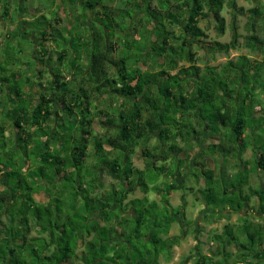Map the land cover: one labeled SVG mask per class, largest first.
Listing matches in <instances>:
<instances>
[{
  "label": "trees",
  "instance_id": "1",
  "mask_svg": "<svg viewBox=\"0 0 264 264\" xmlns=\"http://www.w3.org/2000/svg\"><path fill=\"white\" fill-rule=\"evenodd\" d=\"M70 4L72 31L54 18L50 32L41 31L40 50L31 44V61H17L22 73V68L35 72L40 90L35 105L22 97L27 77L19 81L12 74L14 83L0 79V264H157L165 250L169 261L180 238L169 235L177 221L169 201L172 166L195 164L196 180L208 186L215 179L206 161L238 160L250 147L246 140L254 127L246 113L264 127V31H257L255 21L261 14L256 8L246 11L247 54L214 67L199 65L192 49L206 45L210 54L227 55L240 37L233 32L229 42L207 40L200 22L213 21L216 33L224 35L223 11L233 20L243 15L236 0H87L81 12L74 0ZM91 10H98L91 26L79 33L75 28L88 21ZM98 118L104 121L96 132ZM207 138L217 141L206 144ZM137 148L146 158L143 169L132 164ZM254 152L255 167L263 169L264 153L257 147ZM105 175L115 184L105 186L100 179ZM242 186H219L220 199L229 194V202L209 196L210 215L242 209L248 200ZM135 187L159 196L165 207L159 220L153 214L145 219V208L135 207L143 198L127 201ZM41 192L43 203L34 197ZM251 194L264 214V187ZM151 203L158 210V203ZM177 215L184 219L183 212ZM243 227L239 234L250 246L256 230L264 237V226ZM222 232L237 242L230 227ZM195 263L220 264L204 255Z\"/></svg>",
  "mask_w": 264,
  "mask_h": 264
},
{
  "label": "rangeland",
  "instance_id": "2",
  "mask_svg": "<svg viewBox=\"0 0 264 264\" xmlns=\"http://www.w3.org/2000/svg\"><path fill=\"white\" fill-rule=\"evenodd\" d=\"M4 2V0H1ZM11 1V12L13 16H17L18 8L23 7L26 9H31V11L34 13V16L32 17L31 22H27V35H31L28 37V39H23L22 34H20V31L17 30H11L4 33L7 36H10V39H6L4 36H2L1 46H0V78H8L10 79V83H14L12 79V74L17 73L19 78V81H22L23 78L20 77H27L28 83L23 86L22 88V97L26 100L25 102H29V104L32 106L35 105L37 94L40 91L39 88L36 87V84H34L37 80L35 78V72H30L24 70V73L21 71V65L18 64L19 62H29L30 57L28 56L32 46L34 49L40 50V48L37 46L40 44V40L38 39L41 35V31H44V29H47V32H50L51 27H54V18L61 19L59 20V27L66 28L68 31H72L74 18H75V11H73L72 5L70 4V0H9ZM87 0H74L76 8L82 7L83 3ZM103 2V1H101ZM78 4V5H77ZM236 4L239 7L243 8V15H238L234 20L229 13L228 9H225L223 11V15L225 17V32L224 35L219 36L214 28L213 21H201L200 26L204 33L207 36V40H217L220 42H229L232 40L233 32L237 33L239 35L238 39V47L236 49H232L229 51L227 55L224 54H210L206 50V45H203L202 48L196 47L195 49H192L197 53L196 58L200 60L199 65L208 63L211 66L217 67L225 63L226 61H233L240 55L247 54L246 49L243 46V37L246 35V27L248 17L246 11L248 9L256 8L259 10L260 16L256 17V28H258V32L264 31V0H236ZM81 12V9L79 10ZM98 11V10H94ZM93 10L89 12V19L83 25L79 28H75V30L78 29V32L81 33L83 31L84 33V27L87 25L88 27L91 26V22H93ZM88 14V13H87ZM29 16V14H28ZM44 17L47 19V22L44 21V19L40 18ZM31 17L29 16V19ZM235 27V30H232V27ZM74 30V29H73ZM74 30V31H75ZM23 31V32H24ZM263 34V33H262ZM1 35V33H0ZM34 35V36H33ZM65 36L68 38L69 35L67 33ZM36 38V39H35ZM48 39V38H46ZM30 42V43H29ZM41 43L44 44V47L49 49L52 47V44L47 40L42 41ZM32 44V46H31ZM200 45V44H199ZM24 49L25 51L23 53L18 52V47ZM255 57V56H253ZM255 59L260 60V56L255 57ZM16 61V62H15ZM4 70V71H3ZM23 74V75H22ZM65 76L67 75L64 73ZM16 75V74H15ZM20 75V76H19ZM22 75V76H21ZM49 78L47 75L44 76L43 84L44 87L47 86L46 80ZM32 83V85L30 84ZM21 83V82H19ZM264 99V98H262ZM100 108H102L100 106ZM259 107L256 108V111ZM264 115V112H262ZM246 121L248 123V126L257 128V134L251 138L248 136L247 143L251 147H257L259 151L264 153V127L262 124H259L252 119L248 117V114L246 113ZM104 118H98V120H95L93 124V129L97 132L100 130V122H103ZM250 134V132H248ZM210 139L208 138L205 140L204 143H209ZM156 141L153 139L148 147H151L154 145ZM147 147V148H148ZM108 150V148H106ZM256 151V150H255ZM258 153L251 151H246V155L243 157V165L244 169H241V165L238 167V160L230 157H219L220 160L216 157V161L213 163H207L205 164L206 169L212 168L213 176H214V183L209 184L208 186H204V182L202 179H198L197 183H195L196 176L200 175V171L196 170V168L190 166L189 167L185 164L183 168L178 170V167L175 166V164L172 166V172L173 176L172 179L175 181V188L170 193V209L171 214L175 215V219L177 220L171 227L170 234L176 235L179 238V244L174 246L171 249V258L169 261H166V257L168 256V251L161 252V256H159V260L157 264H196L195 262L198 259L199 255L208 256L211 258L212 261H216L220 264H233L234 262L238 261L239 259L247 260L246 254L252 251L255 253H258V258H252L249 255V259L251 261L257 262V264H264V237L263 235L260 236L259 234H263V231L256 230L255 237L253 243L255 245H249V240L246 237L245 234H239V232L243 231V226L245 224H254L253 221H251V215L252 216H258L264 215L261 214L258 210V204L259 200L257 197L253 194H251V189L257 193L261 192V188L264 187V168L263 169H257L255 166L257 164L256 160L258 158ZM182 155V154H180ZM146 158H142V149H135L134 153L132 154V164L133 167H136L138 169H143L144 167V161ZM156 165L157 164V158L154 159ZM237 163V164H236ZM162 164V163H161ZM189 165V164H188ZM186 166V167H185ZM219 168H221V173L219 171ZM239 168V171H238ZM241 169V170H240ZM211 170V169H210ZM235 172H238L235 174ZM186 177L188 179H186ZM201 177V176H200ZM178 178V179H177ZM181 184L183 188H177L176 189V183L183 182ZM100 179L102 180L103 184L106 186V184H109L112 182L115 184V179H110L109 177L101 176ZM177 179V180H176ZM163 181V177L160 178V181ZM194 182V183H192ZM244 184H242V183ZM230 185L237 186V185H243L242 191L243 194L248 197L247 202L243 206L242 209L237 211L232 210H226L221 215L222 217H212L210 215V211L206 206V202H208V198L210 196V200L212 199H218L223 201L226 200L225 203L229 202L227 201L229 198V194L227 196H222L220 199L219 193L217 192L218 187H222L227 189ZM262 185V186H261ZM106 188V187H105ZM212 190L211 195H203L202 190L207 189ZM232 191V189H230ZM205 196V197H204ZM35 199L37 202L43 203L45 201V194L42 192L39 194H36ZM141 199V201L135 202V207L138 209L139 207L145 208V219L146 217L152 215L158 216L159 218L162 217V214L164 212V205L159 202V196L157 194H153V192H149L147 195H145L139 188H134L129 194L127 195V201L134 199ZM148 199V202L146 203L145 200ZM152 201H155L158 203V210L154 208H150L149 205H151ZM206 203V204H205ZM224 203V204H225ZM129 212L133 213L132 208H129ZM183 212L184 219H181L180 216L177 215V213ZM162 213V214H161ZM255 217L257 222L261 227L264 223V217ZM245 218V219H243ZM254 218V219H255ZM258 218V219H257ZM247 219V220H246ZM225 226H228L232 229L233 234L238 238L237 242L231 241L226 236H221L223 234V229ZM252 229V231L254 230ZM260 232V233H259ZM182 235V237H181ZM220 235V240L217 239V237L213 236ZM262 237V239H261ZM214 238V239H213ZM243 245V248H238V245ZM263 249V250H262Z\"/></svg>",
  "mask_w": 264,
  "mask_h": 264
},
{
  "label": "crops",
  "instance_id": "3",
  "mask_svg": "<svg viewBox=\"0 0 264 264\" xmlns=\"http://www.w3.org/2000/svg\"><path fill=\"white\" fill-rule=\"evenodd\" d=\"M7 9V10H6ZM28 14H29V16L31 17L30 19H29V16H28ZM11 15H12V12H11V1H9V0H4V2H2L1 0H0V33H1V35H0V46H1V41H2V36H4L6 39H10V36H7V35H5L4 33H6L7 31H11V30H17V31H20V34H22V36H23V39H28V37H30L31 35H27V33H26V31H27V22L29 21V22H31L32 21V17L34 16V13L31 11V9H26V8H23L22 6L21 7H19L18 8V13H17V16H13V18L11 17ZM24 30H26V31H24ZM24 31V32H23ZM34 36V35H33ZM36 39V38H35ZM4 71V70H3ZM1 79V78H0ZM0 82H1V80H0ZM259 115V114H258ZM258 115H256V116H258ZM263 115V114H262ZM264 116V115H263ZM250 132V134H249V136L251 137V138H253L256 134H257V128H254V129H252V130H250L249 131ZM246 136H247V133H246ZM209 140V139H208ZM217 140L216 139H210V142L211 143H215ZM198 148V147H197ZM249 149L251 150V151H255L256 150V147H248V148H246L242 153H240V155L237 157L238 158V167H239V165H241V169H244V165H243V163H242V159H243V157L246 155V151L248 150L249 151ZM245 154V155H244ZM197 155V153H196V151H195V148H193V150L192 151H190L189 152V156H190V158H191V160L193 161L194 160V158H195V156ZM258 156V155H257ZM179 159H181V158H184V154H182V155H179V157H178ZM208 162L206 161V164H207ZM213 163V162H212ZM237 164V163H236ZM191 167H196L195 166V164H191L190 165ZM190 166H189V170H188V172L190 171ZM186 167V166H185ZM181 168H183V166H180V168H179V170L181 169ZM205 168H206V166H205ZM209 169V168H208ZM212 171H213V169L212 168H210ZM240 169V170H241ZM219 171H220V173H221V168H219ZM238 171H239V168H238ZM214 172V171H213ZM240 172V171H239ZM238 172H235V174H237ZM214 174H215V172H214ZM178 179V178H177ZM176 179V180H177ZM183 179V182H179L178 183V181H177V185H176V189L177 188H183V187H181L182 185L181 184H183L184 183V178H182ZM186 179H188L187 177H186ZM196 180V179H195ZM175 182L174 181V179H171V181L170 182ZM192 183H194V182H192ZM195 183H197V180L195 181ZM230 191V190H229ZM231 192V191H230ZM170 196V195H169ZM170 198V197H169ZM206 204V203H205ZM207 206V205H206ZM169 235H171L170 233H169Z\"/></svg>",
  "mask_w": 264,
  "mask_h": 264
},
{
  "label": "flooded vegetation",
  "instance_id": "4",
  "mask_svg": "<svg viewBox=\"0 0 264 264\" xmlns=\"http://www.w3.org/2000/svg\"><path fill=\"white\" fill-rule=\"evenodd\" d=\"M250 217H251V221H253L254 224H251V223L248 224V223H247V224H245L244 226H246V227H250L251 229H254V227H255V228H258L260 225H259L258 223H255V222H257V220H256L255 217H258V216H252V215H251ZM259 217H264V215H261V216L259 215ZM259 217H258V218H259ZM254 218H255V219H254ZM258 218H257V219H258ZM243 219H245V218H243ZM246 220H247V219H246ZM262 226H264V223L262 224ZM181 237H182V235H181ZM263 249H264V248H263ZM263 249H262V250H263ZM257 254H258V253L256 252V253H255V256H254V252H253V251H252L251 253L248 252V253L246 254V256H247V261L250 262L251 264H257V262L251 261V259H249V255H251L250 257L255 258ZM256 258H258V257H256Z\"/></svg>",
  "mask_w": 264,
  "mask_h": 264
},
{
  "label": "water",
  "instance_id": "5",
  "mask_svg": "<svg viewBox=\"0 0 264 264\" xmlns=\"http://www.w3.org/2000/svg\"><path fill=\"white\" fill-rule=\"evenodd\" d=\"M233 264H245V263H242V262H238V263H233Z\"/></svg>",
  "mask_w": 264,
  "mask_h": 264
}]
</instances>
